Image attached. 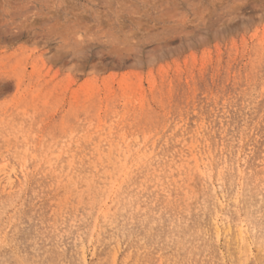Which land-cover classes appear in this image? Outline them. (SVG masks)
Instances as JSON below:
<instances>
[{
    "label": "rangeland",
    "instance_id": "1",
    "mask_svg": "<svg viewBox=\"0 0 264 264\" xmlns=\"http://www.w3.org/2000/svg\"><path fill=\"white\" fill-rule=\"evenodd\" d=\"M0 264H264V0H0Z\"/></svg>",
    "mask_w": 264,
    "mask_h": 264
},
{
    "label": "bare ground",
    "instance_id": "2",
    "mask_svg": "<svg viewBox=\"0 0 264 264\" xmlns=\"http://www.w3.org/2000/svg\"><path fill=\"white\" fill-rule=\"evenodd\" d=\"M10 180H12L11 178H10ZM100 213V212H99ZM242 230H245V229H242Z\"/></svg>",
    "mask_w": 264,
    "mask_h": 264
}]
</instances>
